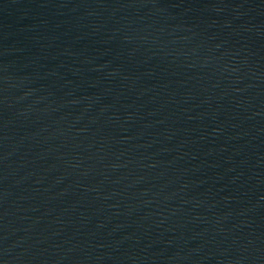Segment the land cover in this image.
Returning a JSON list of instances; mask_svg holds the SVG:
<instances>
[{"label":"water","instance_id":"95a60500","mask_svg":"<svg viewBox=\"0 0 264 264\" xmlns=\"http://www.w3.org/2000/svg\"><path fill=\"white\" fill-rule=\"evenodd\" d=\"M0 264H264V0H0Z\"/></svg>","mask_w":264,"mask_h":264}]
</instances>
